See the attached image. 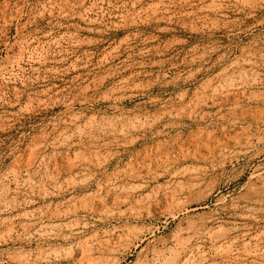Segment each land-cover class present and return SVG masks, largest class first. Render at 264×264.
<instances>
[{
    "label": "rangeland",
    "instance_id": "1",
    "mask_svg": "<svg viewBox=\"0 0 264 264\" xmlns=\"http://www.w3.org/2000/svg\"><path fill=\"white\" fill-rule=\"evenodd\" d=\"M263 181L264 0H0V264H264Z\"/></svg>",
    "mask_w": 264,
    "mask_h": 264
},
{
    "label": "bare ground",
    "instance_id": "2",
    "mask_svg": "<svg viewBox=\"0 0 264 264\" xmlns=\"http://www.w3.org/2000/svg\"><path fill=\"white\" fill-rule=\"evenodd\" d=\"M264 182V181H263ZM177 257V256H176ZM170 258V257H169Z\"/></svg>",
    "mask_w": 264,
    "mask_h": 264
}]
</instances>
